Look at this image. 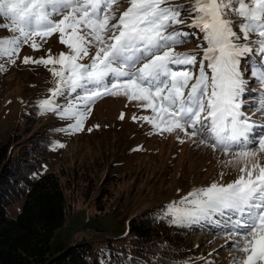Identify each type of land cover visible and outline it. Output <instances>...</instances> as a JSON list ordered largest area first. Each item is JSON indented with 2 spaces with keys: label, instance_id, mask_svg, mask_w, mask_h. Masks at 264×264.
Returning <instances> with one entry per match:
<instances>
[{
  "label": "snow or ice",
  "instance_id": "obj_1",
  "mask_svg": "<svg viewBox=\"0 0 264 264\" xmlns=\"http://www.w3.org/2000/svg\"><path fill=\"white\" fill-rule=\"evenodd\" d=\"M120 7L125 10L117 17ZM0 17L14 34L0 39V59L14 64L24 45L38 51V39L57 33L69 50L23 60L52 66L55 84L39 106L42 113L74 120L65 131H81L98 99L123 95L151 110L139 119L157 132L179 130L231 154L229 162L239 165L236 179L193 189L169 205L167 215L176 224L208 221L234 238L241 255L232 264H264V119L254 133L257 121L242 111L241 68L244 57L264 60V0H192L187 7L171 0H0ZM178 24L202 33L199 52L176 51L192 35ZM251 74L264 84V64ZM60 97L67 100L63 106Z\"/></svg>",
  "mask_w": 264,
  "mask_h": 264
},
{
  "label": "rangeland",
  "instance_id": "obj_2",
  "mask_svg": "<svg viewBox=\"0 0 264 264\" xmlns=\"http://www.w3.org/2000/svg\"><path fill=\"white\" fill-rule=\"evenodd\" d=\"M191 2L192 0H171L173 6L187 7ZM124 10V7H120L116 12L117 17ZM7 23L8 21L0 17V39L14 35L3 27ZM186 25L178 24L176 28L182 30ZM198 33L202 47V33L199 30ZM188 40V43L177 46L176 51L199 52V42L194 44V41L191 42L189 38ZM37 42L41 44L38 51H33L30 45H24L14 64L0 59L2 142L8 141L16 126L22 127L21 112L29 106L40 107V102L49 97L55 84L49 71L51 65L46 67L42 64H25L24 57L47 58L49 50L55 57L61 52L69 51L60 43L58 33L46 42L39 39ZM94 52V48L90 50V54ZM200 58L198 56L197 60ZM259 59L260 56L255 58L254 54L241 59V68L246 79L242 111L257 121L254 133L261 131L258 125L260 120L264 119L260 117L264 84L251 74L254 69L260 67L261 64L257 61ZM83 62L87 63L88 60ZM198 67L197 64L192 71L198 72ZM57 103L63 106L67 100L60 97ZM151 115V110L142 108L140 102H129L123 95H108L96 101L81 131L69 133L65 130L74 120L61 119L58 114L52 112H41V121L36 122V125L48 122L57 133L55 146L41 171L58 173L63 169L66 177L74 178L76 171L83 173L84 170L92 176V188L95 189L88 194V200H84L82 195L86 190L79 191L81 197L73 204V209L68 212L63 225L55 230L51 240L52 248L60 241L77 242L87 239L97 242L111 236H121L126 231L122 219L150 207H157L159 212L168 216V206L174 202L178 203L193 189L207 187L214 182L227 184L237 178L239 165L235 161L229 162L231 154L225 156L214 152L211 148L188 139L179 130L171 134L159 133L149 123L139 119ZM134 116L137 119L134 120ZM181 140L184 142L181 143ZM107 175H110L108 188L113 196L110 205L123 198L119 214L110 211L99 213L94 206L97 189ZM85 184L79 185L84 189ZM66 195H70L69 192ZM21 205L22 202L8 207L7 215L14 217ZM187 225L192 227L191 238L195 250V256L188 264H232L233 258L241 255L232 247L234 238L223 235L221 229L214 224L199 221Z\"/></svg>",
  "mask_w": 264,
  "mask_h": 264
},
{
  "label": "trees",
  "instance_id": "obj_3",
  "mask_svg": "<svg viewBox=\"0 0 264 264\" xmlns=\"http://www.w3.org/2000/svg\"><path fill=\"white\" fill-rule=\"evenodd\" d=\"M181 31L192 33L190 41L201 45L198 29L186 25ZM259 62L263 64L264 60L260 58ZM41 112L36 105L24 109L22 127L16 126L7 142L0 141V264L190 263L195 256L192 227L173 223L157 207L122 219L126 231L121 236L97 242L60 241L51 247L55 230L81 197L79 191L86 190L82 195L88 200L95 189L92 176L84 170L76 171V180L66 177L63 169L58 173L41 171L57 139L50 123L36 125L41 121ZM109 177L100 183L94 206L99 213L119 214L123 198L110 205L113 196L108 188ZM80 183H86L84 189ZM20 202L18 213L9 217L6 209Z\"/></svg>",
  "mask_w": 264,
  "mask_h": 264
}]
</instances>
